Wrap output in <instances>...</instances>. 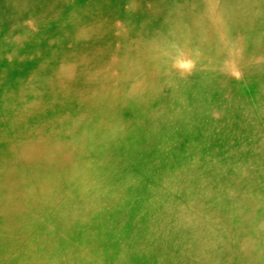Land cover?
Masks as SVG:
<instances>
[{
  "label": "bare ground",
  "instance_id": "bare-ground-1",
  "mask_svg": "<svg viewBox=\"0 0 264 264\" xmlns=\"http://www.w3.org/2000/svg\"><path fill=\"white\" fill-rule=\"evenodd\" d=\"M242 74L264 0H0V264H264Z\"/></svg>",
  "mask_w": 264,
  "mask_h": 264
},
{
  "label": "rangeland",
  "instance_id": "rangeland-1",
  "mask_svg": "<svg viewBox=\"0 0 264 264\" xmlns=\"http://www.w3.org/2000/svg\"><path fill=\"white\" fill-rule=\"evenodd\" d=\"M213 8V7H212ZM190 9V8H189ZM187 10V9H185ZM211 21L213 22V27L218 28L220 24L219 20V14L216 9H211ZM6 59L13 60L10 54L6 55ZM241 80L240 87L236 90H233L232 92H225L223 95L224 97V104L225 109L224 112L226 115L224 116L223 113H219L218 116L220 117H226L227 120L231 118V113L233 112H244L247 114V117L249 118V124L251 125L252 129L251 135L255 136V142H253L255 149L257 150V155L253 156L250 160H248V156L245 157L244 160L241 161V163L246 165L245 171L250 176L257 168V165L259 161L262 159L264 161V114L259 113L257 111L258 102L261 103L264 107V77L261 74H254V75H248V74H242L239 78ZM246 83V84H245ZM170 97L169 92H164L163 96H160L156 99L157 102L159 101H168ZM258 113V114H257ZM226 122V120L224 121ZM222 131H226V127H223ZM250 137V134H248V139ZM177 158V155L173 156V160ZM247 158V159H246ZM231 185V184H229ZM251 198V197H250ZM248 200V198H246ZM232 207L229 205L223 206L222 210L225 209H231ZM261 208V207H260ZM260 208L255 209V213L248 214L246 219L239 220L237 219L234 221L233 219H229L226 227H228L229 233L231 234V237L233 240H249L251 237V233L248 230L249 229V221L250 219L253 220H260L259 223L264 222V211ZM257 218V219H256ZM163 226L162 230H167L171 225H173V221L167 222ZM163 231V232H164ZM190 231H192V228H190ZM252 242L254 240H251ZM249 244V243H248ZM254 249V247H252ZM264 258V253H263Z\"/></svg>",
  "mask_w": 264,
  "mask_h": 264
}]
</instances>
